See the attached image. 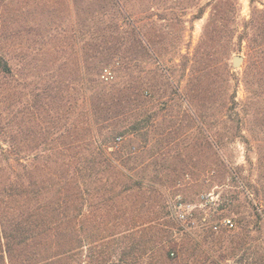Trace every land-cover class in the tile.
<instances>
[{
	"label": "rangeland",
	"instance_id": "obj_1",
	"mask_svg": "<svg viewBox=\"0 0 264 264\" xmlns=\"http://www.w3.org/2000/svg\"><path fill=\"white\" fill-rule=\"evenodd\" d=\"M260 1L258 6L263 8L264 0ZM122 4L125 13L132 14V24L142 31L147 49L139 45L137 36L125 23H121L124 29L121 32H127L126 40L122 35L107 33L116 16L124 20L111 0H0V55L13 70V76L0 75V155L15 152L24 158L25 164H32L27 171L24 166H16L17 173L31 172L37 181L43 180L57 166L59 152L75 154L72 161L77 167L81 153L83 158L97 146L108 153L118 150L122 155L126 152L123 147L130 142L131 150L136 152L141 146L146 150L153 146L160 151L157 158L148 155L146 161V164L159 163L156 167L133 174L135 180L142 175L145 186L151 180L156 181L154 193L145 187L142 191L147 196L142 198L138 188L128 193L121 191L114 198L116 211L105 218L101 205L105 179L98 184L86 182L81 188L87 194L90 190V195L85 196L79 216L68 223L66 232L61 237H47L39 244L36 241L30 249L31 259L19 260L17 264H149L147 255L139 259L129 256L133 239H141L147 228L142 225L146 224L144 221L138 220L135 225L138 209L144 204L140 216L147 218V214L156 212L154 224L162 223L169 220L166 203L171 206L177 199L182 203L174 207V215L183 229H175L174 239L180 247L196 245L207 251L213 248L225 251L230 247L232 237H224L219 243L206 241L202 236L205 228L199 220L181 221L178 214L191 212L192 217L195 214L199 218L209 213V202L221 203L222 195L221 189L211 184L214 164L225 159L226 164L244 165L251 170L247 156L256 164L258 146H264V122L254 115L246 125L242 121L231 122L226 103L227 95L236 96L238 109L242 110L248 96L244 84L247 40L241 44L240 37L245 22L251 18V2L122 0ZM215 26L216 31L212 29ZM238 55L244 62L235 67L234 57ZM107 56L113 58L106 67L101 62ZM105 67L114 77L108 82L99 76ZM226 84L231 87L227 89ZM101 93L106 102L100 100ZM121 93L126 99L131 97L130 104L114 100ZM139 103L141 107L137 106ZM125 105L132 110L122 114ZM158 105L165 111L157 119L153 112ZM25 106L31 108L29 115L23 112ZM112 111L114 114L110 116L108 113ZM203 112L212 117L202 122V127L208 128L223 144L217 150L205 147L199 152L194 147L197 123L203 120ZM148 114L152 118L146 128L151 130L156 125L162 134L159 142L147 134L117 139L116 146L106 143V136L113 130L122 129L124 124L132 125L138 116V120H145ZM11 137L18 138L16 145ZM257 137L260 144L255 145L252 139ZM178 151L182 153L180 158ZM154 152L156 155L157 150ZM27 155L32 159L36 155L38 160L27 163ZM47 156L51 158L49 162L45 160ZM69 159L65 162L71 163ZM61 162L59 159L60 165ZM2 166L5 169L2 174L9 175L8 163L3 161ZM79 166L82 170L83 164ZM118 167L124 170L122 164ZM256 171L252 173L254 179L258 178ZM97 185L101 190L93 194ZM120 190L117 187L115 192ZM155 198L159 200L155 202ZM240 212L245 218L242 226L253 229L250 237L255 244L264 243V233L257 231L258 220L252 217L250 205ZM245 233L238 228L231 235L240 234L243 238ZM180 247L172 250L175 257L187 256L180 252ZM258 250L250 245L247 253L236 252V259L223 264H249L250 255L256 258ZM241 254H246L244 261L238 259Z\"/></svg>",
	"mask_w": 264,
	"mask_h": 264
},
{
	"label": "trees",
	"instance_id": "obj_2",
	"mask_svg": "<svg viewBox=\"0 0 264 264\" xmlns=\"http://www.w3.org/2000/svg\"><path fill=\"white\" fill-rule=\"evenodd\" d=\"M111 1L117 5L120 15L124 17V20H121L120 16H116L113 22H111L112 26L108 28L107 33L112 36L122 35L126 40L127 32H121L123 29L121 23H125L129 25L128 27L131 28L135 36H137L139 45L142 48H146V46L143 45L145 41L142 37V31L137 30L135 25L132 24V21H134L132 20V14L130 17L125 13L122 0ZM250 2L252 6L251 18L245 22L243 27L244 30L240 37L241 44L245 41L244 39L247 40L248 50L247 65L244 70V84L248 96L243 104L242 110L238 109L239 103L236 101V96L231 94L228 96L226 94L228 98L226 103L229 106V120L238 123L242 121L244 125L250 120L251 115L257 117L261 122H264V7L260 8L258 6V2H261L260 0H250ZM212 29L216 31L218 28L215 26V29L214 27ZM112 58L113 57L110 56L105 57L101 64L107 67V65L111 64ZM106 67L102 69L99 75L100 78H104V71H108ZM0 75L4 77L13 76V70L9 61L1 55ZM112 78L114 77L112 76ZM109 80H107V82ZM226 85L227 89L231 87L230 84ZM98 95L100 100H103V102L107 101L102 96V93ZM120 95L122 96L123 93ZM120 95L118 97L116 96L114 100H124L125 102L127 101V104L128 102L130 104L131 97L126 99L124 95L122 96L123 99H119ZM133 99L137 100L136 98ZM159 99L162 100V98ZM155 100H157L158 104L159 102L161 103L158 98H155ZM137 106L141 107L142 103L137 104ZM157 108L158 109H156L153 114L158 119V115H161L165 109L159 105ZM30 110L31 108L25 106L23 112L29 115L31 113ZM131 110L132 107L130 105H125L121 108L122 114H127ZM241 112H244L243 116H240ZM112 113L113 111L108 114L112 116L114 114ZM202 116L203 120H199L197 123L196 130L198 133L195 136L196 141L194 147L199 152L205 147L217 150L218 146L223 145L220 139H218L216 135L210 134L208 128L202 127V122H207L206 119L212 116L204 112ZM151 118V114H148L145 120H138V116V119L132 125L126 127V124H124L121 126L122 129L113 130L111 132L112 134L106 136V143H110L111 145V143H115L117 139L120 141L124 138L141 135L146 136L147 134H151V140L158 138L157 142H159V136L162 134L159 132L156 125L153 124L151 130L146 128ZM171 134L173 133L171 132ZM171 134H169V142L172 137ZM229 137V139L232 140L233 134ZM16 138L17 137H11V142L14 145H16ZM31 138H29V140H32ZM22 139V141H24L25 137L23 136ZM252 140L255 145H258L260 142L258 137ZM262 140L264 141V139ZM116 145H119L118 142L115 143V146ZM261 145L262 144L258 146L259 156L256 164L247 156L248 164L252 167L251 170H247L244 165L233 166V164H226L225 159H222L220 164H214L213 170H211L210 180L212 182L211 184L221 189V203L209 202L207 206L210 209L209 213L201 214L199 218H196V215L193 214L191 220L192 223L196 220L201 222L202 227L205 228L202 232V236L206 241L210 240L211 242L219 243L222 240L224 241V237H232L228 250L223 251L213 248L211 251H207L196 245H182L180 247L179 242L174 239L175 229L178 231L183 229L176 223L177 216L175 217L174 215L176 213L174 207L182 203V200L177 199L174 201L175 204H171V206L166 203L165 209L169 220L165 219L162 223L156 224H154L155 220L153 219V215L156 212L149 213L147 214L149 216L144 218V216H140L144 204L140 205L138 209L139 212L136 214L137 217L135 216V221H137L135 225L139 222L138 220H140V222L144 221L146 223L142 225H147V228H145V232L142 233L141 239H133L129 256L139 259V256L144 257L147 255L150 260L149 264H189L190 260H192L191 264H223L230 259H236V252L240 253L244 251V253H247L246 250L248 247L253 245L255 248L257 247V249H259L258 251L260 253L256 258L249 254V264H263L264 243L259 241L255 244V240L250 237L253 229L247 228L246 230V227L242 226L241 222H244L245 218L240 212V209L242 210L243 207L250 205L252 217H256L259 221L255 224L257 231L259 234L264 233V152H262L264 146ZM125 146L126 147H123V149L126 152H124L123 155L116 152L118 150L113 153L111 152V154L97 146L92 149L89 155H84L83 158L81 153L79 162L76 163L77 167L73 165L72 161L76 157L75 154H73V156L59 152L55 160L57 166L55 165L56 167L53 168V172H51L48 178H44L40 181H37L34 175H31V172L17 173L15 171L16 166H24L25 171L29 170L32 166V164H25L23 162L24 158L19 154L14 152L11 154H3V156L0 155V264H17L19 260L28 261L32 257L30 249L36 241H38L37 243L39 244L47 237H61V234L66 232V226L73 220V217L76 219V216H79L85 196L90 195V190L89 194H87V190H82L81 188L88 181V184L90 182H97L98 184V182L105 179L103 187L105 190L104 201L101 204L105 211V215L103 214L105 218H109L113 215L112 213L116 211L117 207L114 198L120 196L122 192L128 193L138 188V193L141 194L142 198H145L147 195H145L142 190L146 187L150 192L154 193V184L156 181L151 180L149 182L150 185L145 186L143 183L144 177L141 175L139 180H135L133 174L136 175V173L139 174L140 172L143 174L150 166L156 167L159 163L153 161L147 162L146 164V161L148 155L149 157L157 158V154H159L160 151L153 146L147 150L145 147L141 146L140 150L136 152L131 150V142L125 144ZM180 146L185 147L187 145L183 146V144H181ZM160 148H162V146H160ZM154 150L158 152H156V155H154ZM179 152L181 151H178L177 157L180 158L182 153ZM111 155L115 158L111 159ZM219 156L220 155H218V157ZM25 157L27 163L38 160L36 155L33 159L30 155ZM69 157V162L71 163L65 162ZM49 159H51L50 156H47L45 160L49 162ZM59 159L63 160L61 165L58 163ZM3 161H6L8 163V168H10V173L7 176L2 174L5 170L2 166ZM78 163L79 165L83 164L82 170ZM120 164L123 165L124 170L118 167ZM255 170H257L256 172L258 173L257 179H254L252 174ZM157 171L158 170L155 171L156 177L158 176ZM117 187L121 188L119 192H115ZM100 190L101 187L97 185L92 193L97 194ZM147 199L150 200V198ZM157 200L159 199L155 198L154 201L157 202ZM214 205H218V207H214ZM97 208L99 209V207ZM162 213L164 214V206L162 207ZM102 218L103 217H101V219ZM233 219H235V222ZM227 221H230V223L227 224ZM236 222L237 225L239 223L241 226H237ZM247 226L250 227L249 222H247ZM238 228L246 232L243 238L239 236L240 234L231 235V233L235 232ZM179 247L180 252L183 254L185 253L187 256L182 257V255H180L175 257V253H172V250L175 249L176 251ZM34 253L33 251V257ZM245 256L246 254H241L240 258H238L239 261H244Z\"/></svg>",
	"mask_w": 264,
	"mask_h": 264
},
{
	"label": "built area",
	"instance_id": "obj_3",
	"mask_svg": "<svg viewBox=\"0 0 264 264\" xmlns=\"http://www.w3.org/2000/svg\"><path fill=\"white\" fill-rule=\"evenodd\" d=\"M104 78H105L106 80L111 79V78H112L111 72L106 71V72H105V76H104ZM178 217H179V219H180L181 221H187L188 218H189V219L192 218V213H191V212H187V213L182 212V213H179V214H178ZM229 223H230V221H227V224H229Z\"/></svg>",
	"mask_w": 264,
	"mask_h": 264
},
{
	"label": "water",
	"instance_id": "obj_4",
	"mask_svg": "<svg viewBox=\"0 0 264 264\" xmlns=\"http://www.w3.org/2000/svg\"><path fill=\"white\" fill-rule=\"evenodd\" d=\"M244 62V58L240 55L234 57V66L240 67L242 63Z\"/></svg>",
	"mask_w": 264,
	"mask_h": 264
}]
</instances>
